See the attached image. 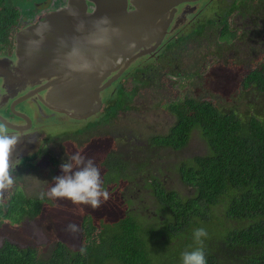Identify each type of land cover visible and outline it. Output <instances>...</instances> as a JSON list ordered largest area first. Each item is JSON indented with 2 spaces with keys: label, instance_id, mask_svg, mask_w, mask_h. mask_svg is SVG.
Returning a JSON list of instances; mask_svg holds the SVG:
<instances>
[{
  "label": "trees",
  "instance_id": "1",
  "mask_svg": "<svg viewBox=\"0 0 264 264\" xmlns=\"http://www.w3.org/2000/svg\"><path fill=\"white\" fill-rule=\"evenodd\" d=\"M17 18L16 7L0 0L2 42L9 41ZM245 87L259 99L248 94L243 108L240 100L228 105L196 98L171 102L175 121L166 134L151 137L153 145L179 150L194 129L199 132L207 151L179 166L192 194L182 196L154 182L150 186L161 214L130 209L114 220L85 214L73 223L76 246L58 238L47 255L35 243L5 238L0 264H182L183 252L200 247L206 264H264V65L249 73ZM134 163L118 160L106 170V180L113 172L126 174ZM22 197L18 192L6 207L0 203V224L16 226L24 216L31 220L40 212L38 201ZM198 228L207 232L202 245L193 237Z\"/></svg>",
  "mask_w": 264,
  "mask_h": 264
},
{
  "label": "water",
  "instance_id": "2",
  "mask_svg": "<svg viewBox=\"0 0 264 264\" xmlns=\"http://www.w3.org/2000/svg\"><path fill=\"white\" fill-rule=\"evenodd\" d=\"M231 4L67 0L18 30L13 53L0 58V109L9 105L11 110L0 123L20 137L12 168L38 149L42 132L76 131L98 120L102 102L116 97L135 68L152 63L180 29L218 19Z\"/></svg>",
  "mask_w": 264,
  "mask_h": 264
},
{
  "label": "flooded vegetation",
  "instance_id": "3",
  "mask_svg": "<svg viewBox=\"0 0 264 264\" xmlns=\"http://www.w3.org/2000/svg\"><path fill=\"white\" fill-rule=\"evenodd\" d=\"M34 2L35 10L32 15L22 13V10L16 6L17 22L11 27L9 41L2 42L0 39V58L4 59L13 53L15 34L18 30L44 19L47 12L62 8L67 0H36ZM178 33L180 35L172 36L152 63L135 68L131 76L122 80L116 97L107 98L102 102L103 117L94 122H88L85 127L76 131L54 134L42 132L38 140V149L29 156L23 157L18 166L11 169V173L14 177L22 166H39L40 163L45 164L46 168H41L38 179H31L29 183L25 182V179L14 181L11 191L6 190L3 196H0V203L6 207L19 192L22 193L25 202L38 201L39 211L42 207L47 209L44 204L50 205L58 198H50L47 195L41 198V194L50 190L54 177L62 175L60 165L79 152L86 158L92 159L99 168L101 179H103L102 187L109 193L108 202L116 199L115 192L119 193L122 205L119 217L130 210L129 205H132L136 197H140V204L131 209L139 213L143 212L141 209L148 210L145 205L147 200L144 197H153L150 185L156 182L168 189L167 186L170 184L160 165L156 162L153 164L152 160H149L150 157L154 158L155 154L161 153L163 149H168L161 145H153L151 137L166 134L175 121V115L170 112L169 104L184 98L210 99L220 104L217 95L224 88L233 92L236 98L234 102L241 99L247 100L245 98L249 93L245 87L246 78L255 68L264 65V0H232L228 10L220 18H209L202 23L193 24L188 30L182 28ZM218 81H221V84L217 86L215 83ZM156 93L165 95L162 106L166 111L165 117L168 115L171 123L169 125L168 122L165 126L166 133L155 132L145 142L136 141V144L139 143V149L132 148L134 143L130 142L126 150H122L121 143L116 141L120 130L113 134L105 127L102 130L89 131L91 125H97L104 120L118 119L122 111L131 110L132 101L137 96H140L142 108L145 109L141 94H144L146 99L152 100ZM137 104L139 105V102ZM10 114L9 105L0 109L1 119L8 118ZM151 114L153 117L155 115L154 120L157 121L156 114L154 112ZM111 137L117 146L114 150L107 145ZM132 151L133 154H130ZM123 158H131V161L138 163L131 165L132 169L128 168L126 174L120 171L118 172L120 175H115L117 172H113L107 181L106 170L110 171L112 166ZM178 173V179L183 183L180 169ZM139 177H142L139 180L141 182L136 180ZM123 186H130L128 187L130 189L124 192ZM134 187L136 190L133 189ZM60 200L64 201V199ZM67 202L71 201L67 200ZM106 212L115 215L113 208ZM90 215L92 216V213ZM25 220L30 219L24 216L14 227L20 226ZM4 223L11 225L8 222ZM57 236L55 240L60 238L65 241L62 235L57 234Z\"/></svg>",
  "mask_w": 264,
  "mask_h": 264
},
{
  "label": "rangeland",
  "instance_id": "4",
  "mask_svg": "<svg viewBox=\"0 0 264 264\" xmlns=\"http://www.w3.org/2000/svg\"><path fill=\"white\" fill-rule=\"evenodd\" d=\"M34 1L36 0H4V4L15 7L18 6L22 10V13L32 15L33 11L35 10V7L33 5V3H35ZM219 84H221V81L215 83V85L217 86ZM217 96L218 102L223 105L231 104L236 100L235 95L233 96V92L228 88L222 89L221 92H218ZM249 96L254 101L259 99V96L254 92L250 93ZM163 98H165V95L156 93L152 100H148L145 98L144 94H141V100H144L143 103L145 104V109L142 108L140 96H137L136 99L132 101L133 108L131 110L122 111L118 119H109L108 121L104 120L97 125L93 124L89 127V131L91 130L93 132V130L96 129L102 130L105 127L111 132V134H113L115 131L120 130L117 133L116 141L121 143L122 150H126V146L130 145V142L134 143V146L132 148L136 147L137 149H139V143L136 144V141L145 142L146 140L150 139L151 134L155 132L166 133L167 128H165V126L168 124V122L169 125L171 123L168 120L169 116L167 115L165 117L164 115L166 111L162 106ZM138 102L139 105L137 104ZM240 102V107L243 108L244 101H242L241 99ZM134 104L137 105L134 106ZM153 112L157 116V121L154 120L155 115L153 117L151 114ZM103 116L104 113H102L100 118ZM107 145L111 150L117 148L116 143L112 137ZM206 151V143L200 137L199 132L194 129L185 147L179 150L163 149L161 153H159L158 155L155 154L154 158L150 157L149 160H152L153 164H155L156 162L158 165H160L163 172L166 173V178L170 183L169 186H167L168 188L179 191L182 196H187L192 194L193 190L190 187L184 185L181 180L178 179V169L180 163L182 161L190 159L194 155L204 154ZM130 154H133V151ZM128 159L132 160L131 158ZM41 168L45 169L46 165L40 163L39 166H22L16 172V175L12 177L14 181H23L25 179V182L29 183L31 179H38V174ZM129 169H132V166H129ZM140 178L142 177L136 178V180L138 182H141L139 181ZM101 181H103V179H101ZM128 187L130 186H123L124 192L130 189ZM133 189L136 190V187H134ZM8 190V192L11 191L10 189ZM131 193H133L132 190ZM115 195L116 199L114 201H107L98 209H92L91 206L87 205H76L72 202H67V199L61 201L58 198L53 201V203L51 202L50 205L44 204L47 206V209L42 207L40 213L33 220H25L20 226L14 227L2 222L0 224V244L3 243V240L5 238L18 241L19 243H35L37 247H39L40 253H42L43 255H47L50 252L48 247L51 246L53 241L58 237L57 234H60L62 235L63 239L67 243H69L70 246L74 247L76 246L78 241V231L71 232L68 229V225L73 224L75 222V219L77 220V222H79L81 218L85 216V214L90 213H92V216L96 218H103L105 220L116 219L117 217H119L122 211V205L120 204L121 198L119 196V193L115 192ZM139 199L140 197H136V199L132 201V205H129V208H136L135 206L137 204H140ZM144 199L147 200V203H145V205H147L148 210L141 209L143 210L142 213L146 214L147 216L154 215V212H156L157 215L161 214V212L159 211V206L155 203V199L153 197L146 196L144 197ZM220 206H222L221 203L219 204V207L214 209V214L220 215ZM112 208L115 211V215L108 214L106 212V210Z\"/></svg>",
  "mask_w": 264,
  "mask_h": 264
},
{
  "label": "clouds",
  "instance_id": "5",
  "mask_svg": "<svg viewBox=\"0 0 264 264\" xmlns=\"http://www.w3.org/2000/svg\"><path fill=\"white\" fill-rule=\"evenodd\" d=\"M20 137L10 133L7 126L0 123V196L10 189L14 183L11 169V156ZM62 175L53 178V186L47 193L50 198L70 200L76 205L91 206L98 209L109 199V193L102 188L101 173L92 159L77 152L60 165ZM71 232L78 231L75 224L68 225ZM194 239L203 244L202 237H207L203 228L195 229ZM182 264H206L203 248L185 251L181 254Z\"/></svg>",
  "mask_w": 264,
  "mask_h": 264
}]
</instances>
